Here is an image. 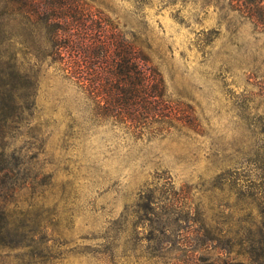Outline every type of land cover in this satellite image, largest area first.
Wrapping results in <instances>:
<instances>
[{
	"label": "rangeland",
	"instance_id": "374dc122",
	"mask_svg": "<svg viewBox=\"0 0 264 264\" xmlns=\"http://www.w3.org/2000/svg\"><path fill=\"white\" fill-rule=\"evenodd\" d=\"M85 1L141 45L190 122L143 139L97 125L50 60L38 69L44 39L0 43L13 91L0 106V264H264V30L229 0ZM153 193L168 200L147 215ZM250 246L256 262L238 255Z\"/></svg>",
	"mask_w": 264,
	"mask_h": 264
},
{
	"label": "trees",
	"instance_id": "16d2710c",
	"mask_svg": "<svg viewBox=\"0 0 264 264\" xmlns=\"http://www.w3.org/2000/svg\"><path fill=\"white\" fill-rule=\"evenodd\" d=\"M229 6L264 30V0H229ZM27 37L34 43H41V38L48 43L37 46L38 69L50 60L48 69L84 95L93 123L109 124L143 139L168 135L190 122L181 104L169 95L163 75L141 45L127 43L115 24L87 1L0 0V43H18V39L25 43ZM2 59L0 55V67ZM2 80L0 106L13 96V91L7 90L9 84L3 85ZM26 90V85L21 86L23 96L16 101L23 110L35 105ZM164 188L173 189V185L166 183ZM183 199H171L166 206L172 207ZM167 200L153 193L144 199L141 209L152 215L156 204ZM184 219L179 220L187 221L189 216ZM228 253H232L231 249ZM238 255L252 262L259 260L251 246Z\"/></svg>",
	"mask_w": 264,
	"mask_h": 264
}]
</instances>
